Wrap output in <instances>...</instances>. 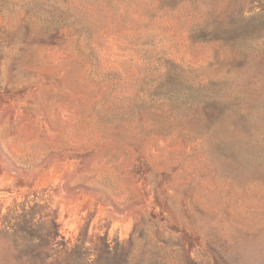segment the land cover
Returning <instances> with one entry per match:
<instances>
[{
    "label": "rangeland",
    "instance_id": "obj_1",
    "mask_svg": "<svg viewBox=\"0 0 264 264\" xmlns=\"http://www.w3.org/2000/svg\"><path fill=\"white\" fill-rule=\"evenodd\" d=\"M0 264H264V0H0Z\"/></svg>",
    "mask_w": 264,
    "mask_h": 264
}]
</instances>
